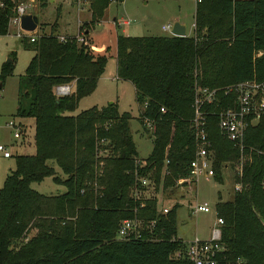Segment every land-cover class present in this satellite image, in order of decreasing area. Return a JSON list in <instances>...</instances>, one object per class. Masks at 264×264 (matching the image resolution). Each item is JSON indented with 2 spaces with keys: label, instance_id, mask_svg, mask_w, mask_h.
Returning a JSON list of instances; mask_svg holds the SVG:
<instances>
[{
  "label": "trees",
  "instance_id": "16d2710c",
  "mask_svg": "<svg viewBox=\"0 0 264 264\" xmlns=\"http://www.w3.org/2000/svg\"><path fill=\"white\" fill-rule=\"evenodd\" d=\"M86 1L90 20L78 28L84 38L112 0ZM15 2L0 0V36L7 31ZM36 3L44 6V0ZM192 25V35L183 37L115 36V75L133 87L140 107L136 121L151 137V149L137 169L138 175L149 173L151 179L152 193L142 199L130 195L136 152L129 113L118 112L111 102L64 114L93 91L107 47L99 54L73 40L59 43L51 30L32 42L20 39L21 48L32 56L18 77L14 116L32 119L34 151L14 156L13 170L0 186V264H190L171 256L181 248L170 239L175 236L178 204L161 215L153 192L160 185L161 194H171L176 179L187 175L194 152V85L218 89L264 80V0H199ZM7 58L0 78L11 71L13 53ZM69 83L67 95L53 94L54 86ZM225 104L226 96L216 91L212 104L203 107L209 111L206 132L215 182L221 181L226 163L238 157L216 127L214 112ZM143 118L152 122L151 131L142 125ZM98 139L106 141L107 152L100 156L95 152ZM244 144L264 148V115L246 129ZM250 156L239 179L244 187L233 192L231 201L214 203L215 215L222 220L219 243L229 264H264V158L254 152ZM162 169L167 173L161 176ZM47 176L63 191L41 194L30 187ZM132 217L154 220L159 238L116 240L119 220ZM30 230L34 232L26 237Z\"/></svg>",
  "mask_w": 264,
  "mask_h": 264
},
{
  "label": "rangeland",
  "instance_id": "374dc122",
  "mask_svg": "<svg viewBox=\"0 0 264 264\" xmlns=\"http://www.w3.org/2000/svg\"><path fill=\"white\" fill-rule=\"evenodd\" d=\"M80 2L82 1L44 0V6L39 7L36 0H16L15 4L26 5V13H33L38 16V27H36L33 34H47L49 26L54 25L55 34L74 36L78 19L77 11L80 7L78 3ZM192 12L193 2L186 0H123L122 2L113 0L108 7L106 15L108 17L114 16L117 22L126 20L128 21L127 24L119 23V26L113 29L109 24L101 23L92 34L88 35V39L93 40L92 44H95L94 46L101 43L108 44L107 42H109L110 36L115 30L119 34L126 36L167 35L169 32L161 31L160 27L165 24L171 25L175 21L173 20V15L175 14L178 15V21L185 26L186 35L189 36L192 35ZM92 26H89V29ZM120 30H124L123 33ZM16 31V26L8 24L5 35L0 36V67L10 53H13L14 56L11 71L0 78V144L7 145V150L11 153L8 158L0 156V186L5 176L13 170L14 156L19 155L21 152V149L17 146L20 139L15 140L12 138L13 130L7 126V122L11 120L15 124H27L28 122V125L31 124V119L29 118L14 116L18 77L23 73L27 61L32 56V51L21 48L20 39L15 36ZM104 48L99 52H93L101 54ZM115 77V61L112 53L108 51L103 72L98 77L93 91L81 97L73 111L65 112L64 114L75 115L81 110L92 106L98 108L104 106L107 102L114 103L118 112L126 111L129 113V131L136 158L144 159L151 149V137L146 135L147 132L136 121L140 107L134 101L131 84L126 80ZM29 130L31 131V128ZM27 152L29 153L28 150ZM47 163L50 164L51 162L48 161ZM163 172L162 169L161 176ZM148 175L149 173L142 175L146 179L144 186L137 188L135 191H130L132 197L142 199L146 198L148 193H152L149 186L151 179ZM231 184V171L229 166H225L221 169L220 182L207 181L199 177L194 184V188L191 191L189 190V193L182 190L184 188H179V185H176L175 189H172V191H175L170 194L171 190H167L166 194H169V196L167 198L162 197V199L160 198V185H158L157 190L153 192V196L156 199L158 211L162 206L171 205L174 201L177 202L178 206L175 208V237L182 240H189L193 237L206 240L210 237V231L215 221L214 203L217 200L223 202L231 201L233 195ZM183 185L186 186L185 183L180 186ZM30 187L41 194H55L63 191V187L54 184L48 176L42 178L39 182L30 183ZM180 195H183V197L178 198ZM202 202L207 203L208 213L190 212V206L194 203ZM33 232V230H30L26 237Z\"/></svg>",
  "mask_w": 264,
  "mask_h": 264
},
{
  "label": "built area",
  "instance_id": "2783aa9c",
  "mask_svg": "<svg viewBox=\"0 0 264 264\" xmlns=\"http://www.w3.org/2000/svg\"><path fill=\"white\" fill-rule=\"evenodd\" d=\"M191 1L193 4L199 2V0H186ZM1 6V4H0ZM26 5L16 3L14 6V14L9 17L7 25L11 24L16 26L17 31L15 36L18 39H27L28 42H32L38 35L32 32L21 30L18 27L19 16L25 12ZM169 24H165L160 27L161 31L169 32ZM57 42L65 43L73 40L77 44L87 46L90 50L92 47L87 44L83 32L77 31L74 36H55ZM194 94L192 101V117L190 120V128L194 142V152L192 159L187 164V175L182 178H178L175 181V185L185 183V188L192 190L196 180L201 177L204 180H213V170L211 167L212 151L210 149V141L206 132V117L209 111L203 110L205 105H211L215 92L220 91L222 95L226 96V104L224 107H220L215 113L216 115V127L219 134L230 142L231 146L237 151L238 157L236 161L226 163L231 171V189L232 191H240L244 185L239 181L242 175L243 167L249 162L251 156L250 153L264 158V148L254 149L244 144V135L248 127L256 124V122L264 115V80L256 82L253 80H246L241 82H234L227 84L218 89H208L206 87H200L194 85ZM55 96L67 95L70 92V84H59L54 86L52 90ZM145 107V103L142 104ZM163 112V109H159ZM213 113V112H212ZM211 113V114H212ZM152 122L146 118L142 119V125L146 130H152ZM7 126L13 130L12 137L17 138L21 134L19 126L13 121L9 120ZM106 141L98 139L95 152L98 156L107 152L104 145ZM0 156L7 158L10 156V152L6 146L0 144ZM166 162V161H165ZM144 165V159L135 158L134 160V188H140L146 184V179L137 173V169ZM164 171V170H163ZM167 173L164 171V174ZM214 181V180H213ZM176 201L172 202L175 203ZM177 203V202H176ZM170 208V205L162 206L157 212L161 215H165ZM190 212H202L208 213L209 208L206 202L194 203L190 206ZM222 225L221 218L215 215V221L210 231V237L206 240L193 237L189 240H182L175 236L170 239L178 242L181 248L175 250L172 253V258L176 259L183 257L190 264H229L224 259V248L219 243L220 226ZM155 221L154 220H141L136 217L120 219L114 238L116 240H144L154 241L159 238V234L154 232ZM160 231V230H159ZM224 259L223 263L220 261ZM239 262L236 259V263Z\"/></svg>",
  "mask_w": 264,
  "mask_h": 264
},
{
  "label": "crops",
  "instance_id": "0c3cea01",
  "mask_svg": "<svg viewBox=\"0 0 264 264\" xmlns=\"http://www.w3.org/2000/svg\"><path fill=\"white\" fill-rule=\"evenodd\" d=\"M81 1L82 2L78 3V6L80 5V7L78 8V11H77L78 12V14H77V18L78 19H77L76 32L78 31V28H79L80 25L86 24L90 20V13H89V10L87 9V1L86 0H81ZM118 1L122 2L123 0H118ZM112 2H113V0L108 3V5L106 6V8L103 11L102 17L98 20V22H96L92 26L93 29L90 27V29L87 31V35L85 36V38H88V35H90V33L92 34V32L95 30V28L98 27L99 25H101V23L109 24L110 26L113 27V29L118 27L119 23H121L123 25L127 24L128 21H126V20H121L120 22H117V20L115 19L114 16L108 17L106 15V13L108 11V7H109L110 3H112ZM193 9H194V4H193ZM192 16H193V12H192ZM36 17H37V23H38V16L36 15ZM173 20H175V21H177V22L182 24V22L178 21V15H176V14L173 15ZM36 27H38V24L36 25ZM192 27H193V25H192ZM184 29H185V35H186V28H184ZM50 30L53 31L54 35H57V34L54 33V25L49 26V31ZM120 31H121V33H123L124 30H120ZM84 32H86V30H84ZM117 34H119L117 32V30L113 31L112 35L110 36L109 42H107L108 44L101 43V44H99L97 46H94L95 44L94 45L92 44L93 40H90L91 44H89V45L92 47V51L99 52L102 48L108 47L107 52L110 51L112 53L113 58H114V52H115L114 51V40H115V36ZM122 35H124V34H122ZM167 35H170V34H167ZM68 36H72V35H68ZM114 61H115V58H114ZM69 84H70V90H71L72 89V84L71 83H69ZM107 103H111V102H107ZM29 119H31V118H29ZM28 123L27 124L26 123L25 124L24 123H22V124L17 123V125L19 126V129L21 131V134L17 138H13L12 137L15 140L16 139H20V141L18 142V145H17L21 149V152H20L19 155H30V154H33V151H34V147H33V121H32V119H31V124L28 125ZM30 128H31V131L29 130ZM9 145H12V144H9ZM14 145H15V142H14ZM6 148H8L7 145H6ZM27 150L29 151V153L27 152ZM10 156H11V153H10ZM54 169L58 172V170H57V168L55 166H54ZM220 173H221V171H220ZM57 193H60V192H57ZM162 197L167 198L168 196L166 195V193H164V194L160 195L161 199H162Z\"/></svg>",
  "mask_w": 264,
  "mask_h": 264
},
{
  "label": "water",
  "instance_id": "95a60500",
  "mask_svg": "<svg viewBox=\"0 0 264 264\" xmlns=\"http://www.w3.org/2000/svg\"><path fill=\"white\" fill-rule=\"evenodd\" d=\"M37 25V17L33 13H23L19 16L18 20V27L21 30L27 31V32H32ZM184 25L174 21L170 27H169V34L171 36H176V37H183L185 36V29ZM6 63L10 62V59L6 58L5 61ZM261 224L264 226V222L260 220Z\"/></svg>",
  "mask_w": 264,
  "mask_h": 264
}]
</instances>
